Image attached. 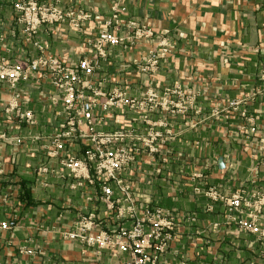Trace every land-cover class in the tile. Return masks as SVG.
I'll list each match as a JSON object with an SVG mask.
<instances>
[{
    "label": "crops",
    "instance_id": "0c3cea01",
    "mask_svg": "<svg viewBox=\"0 0 264 264\" xmlns=\"http://www.w3.org/2000/svg\"><path fill=\"white\" fill-rule=\"evenodd\" d=\"M17 1L0 0L2 55L12 63L43 54L76 65L93 55L101 23L115 14L120 25L112 31L118 36L131 34L130 21L152 30V37L107 46L91 78L104 94L101 102L113 91L143 98L152 89L170 104L154 112L126 105L96 109L99 132L156 135L152 144L136 143L140 152L118 179L129 189L137 216L146 206L178 215L161 264H264V237L238 225L264 196V0H39L90 17L80 30L69 21L42 25L31 41L18 22ZM163 47L168 52L158 67L144 70L149 55ZM182 87L190 90L185 111L178 92L173 93ZM15 91L22 110L31 111L36 122L25 126L7 120L5 107L14 90L0 83V136H7L0 139V219L19 220L16 230L0 232V264L129 261L127 253L61 236L87 215L94 216L99 230L129 226L127 215L119 216L127 207L125 196L115 180H108L113 194L107 199L103 178L67 177L60 158L49 155V139L63 121L50 75L29 73ZM215 108H221L219 114ZM88 144L82 138L67 153L81 156ZM42 167L48 172H40ZM211 189L225 197L242 195L247 204L240 212L232 210L209 197ZM258 225L264 231V215Z\"/></svg>",
    "mask_w": 264,
    "mask_h": 264
},
{
    "label": "built area",
    "instance_id": "2783aa9c",
    "mask_svg": "<svg viewBox=\"0 0 264 264\" xmlns=\"http://www.w3.org/2000/svg\"><path fill=\"white\" fill-rule=\"evenodd\" d=\"M15 9L19 14L18 22L24 25L27 41L32 40L42 25L69 21L72 28L80 30L81 22L90 17L81 15L80 12L65 11L52 5L42 4L39 0H19L15 4ZM119 21L118 15L115 14L111 19L101 23L104 28L94 43L93 55L81 59L73 66L65 65L56 57L43 54L31 61L12 63L3 57L0 39V83H5L14 90L6 104L5 115L8 121L34 126L36 121L33 113L22 110L21 97L15 89L22 80L28 78L29 73L50 75L63 105V121L49 139L50 146L53 148L49 155L60 158L59 163L67 177L91 180L93 174L103 178L102 192L107 199H110L113 194L108 180H115L123 191L124 201L127 204L125 209L120 210L119 216L127 215L131 221L129 226L121 224L112 231H103L99 230L94 216H82L76 223L75 229L64 231L61 236L65 240H79L99 250L108 249L113 253L129 254L130 260L122 264H161V257L168 251L175 237L178 215L160 207L146 206L143 215L137 216L129 189L121 186V181L118 179V176L131 166L140 152L136 143L143 142L147 146L153 143L156 135L146 139L135 135L132 130L108 133L96 130L98 115L95 111L98 107L102 111H107L111 107L126 105L136 111L146 112L147 110L155 111L160 107L168 108L170 105L163 103L152 89L140 99L130 98L121 91H113L107 96L106 101H100L104 94L94 86L91 78L100 65V59L107 56L106 47L125 45L153 36L152 30L134 21L127 23L131 31L128 37L118 36L112 29L119 27ZM38 48L41 49L39 45ZM146 69L147 67L144 70ZM173 93L177 92L173 91ZM231 105L234 107L237 103L233 102ZM6 138L5 134L0 136V139L5 140ZM82 138L89 141L82 155L68 154L67 147ZM128 142L134 143L132 147L127 145ZM150 151H155L153 145L150 146ZM39 171L48 172V169L42 167ZM207 195L215 200H223L230 209L239 212L247 204L244 197L239 194L225 197L211 189L207 191ZM262 215H264V196L258 198L254 211L247 219L238 221L239 228L242 231L260 234L264 237V231L258 225ZM18 227L19 220L16 216L0 219L1 233L14 231Z\"/></svg>",
    "mask_w": 264,
    "mask_h": 264
},
{
    "label": "rangeland",
    "instance_id": "374dc122",
    "mask_svg": "<svg viewBox=\"0 0 264 264\" xmlns=\"http://www.w3.org/2000/svg\"><path fill=\"white\" fill-rule=\"evenodd\" d=\"M164 49H166V52H157V51H153L150 55H149V58L147 60V63L143 66V68L147 67L148 68H157L158 67V64H159V61L165 57L164 54H166L168 52L167 50V47H163ZM161 53H163V55L161 56ZM155 62H157L156 64H154ZM176 91V90H175ZM189 89L188 88H181L180 90L178 89L176 92H178V96L180 97L181 99V103H180V110L181 111H185L187 109V97L189 96ZM142 98V97H141ZM136 99H140V98H136ZM220 110L221 108H215L214 109V113L216 114H219L220 113ZM150 112H154V111H150ZM253 131H255V129H253ZM122 186V185H121ZM125 186V185H123Z\"/></svg>",
    "mask_w": 264,
    "mask_h": 264
}]
</instances>
